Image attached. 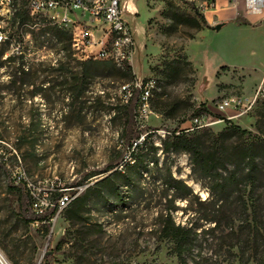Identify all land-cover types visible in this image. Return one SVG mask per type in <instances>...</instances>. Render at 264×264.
I'll use <instances>...</instances> for the list:
<instances>
[{"label": "rangeland", "instance_id": "obj_1", "mask_svg": "<svg viewBox=\"0 0 264 264\" xmlns=\"http://www.w3.org/2000/svg\"><path fill=\"white\" fill-rule=\"evenodd\" d=\"M128 1L134 7V10L129 8L133 15L123 18L133 31L136 45L131 71L139 82L152 80L154 87L157 84L156 90L151 92L153 106L163 100L178 111L174 119H165L153 112L138 114L137 104L136 124L142 127L138 128L141 135L149 136L148 144L160 147L165 138L162 131L193 128L194 114L202 107L212 119L222 120L208 128L212 132L221 131L228 120L257 135L255 122L259 119L258 112L264 108V98L247 115L238 118L232 117L235 114L232 111L218 113L215 104L231 96L248 98L259 84H264V36L248 40L250 34L234 31V25L215 31V25L206 20L207 28L200 30L180 24L175 16H196L190 0ZM20 9L27 11L24 4H17L11 13H0V29L10 40V44H0L2 257L9 264H45L42 261L45 254L52 255V264H180L171 243L158 234L160 214H170L176 224L188 226L191 220L197 233L187 264H253L254 258L263 261L264 202L251 216L239 198L232 197L216 215L221 221L220 230L204 233L212 227L206 219L214 216L206 203L209 199L206 181L200 183L194 179L185 154L167 156L157 151L155 155L158 167L169 158L173 177L191 189L192 197L185 200L168 202L174 193L165 191L158 173L149 163L147 172L137 181L140 190L132 199L127 198L125 188L120 191L123 205L98 203L91 207L84 222L73 226L63 219V209H58L46 236L41 224L25 226L19 221L16 196L7 192L8 182H25L35 200L33 209L39 210L49 205L60 188L69 187L63 197L74 199L108 175L103 172L107 164L123 152L120 139L123 118L119 113L123 103L119 90L125 84L116 79L92 80L85 93L86 97H91L90 102L79 115L78 106L68 105L70 97L61 85L31 95L42 80H55L54 76L47 78L40 65L56 66L67 61L53 40L39 36L36 25L19 27L15 24L13 30L10 29L14 12ZM237 10L240 13L244 10L240 0ZM219 14L230 15V12ZM93 38L100 39V34L94 32ZM71 50L74 61L68 62L73 72L79 70L77 62L102 58L96 46L84 52L72 47ZM19 56L22 64L31 68V80L35 82L21 90L10 84L17 65L16 61L7 59ZM181 120L184 121L180 123ZM31 123L36 128H28ZM127 156L124 161H128ZM91 175L95 176L88 179ZM171 206L174 209H170ZM252 217L257 220V229L252 228ZM49 241V252H46Z\"/></svg>", "mask_w": 264, "mask_h": 264}, {"label": "trees", "instance_id": "obj_2", "mask_svg": "<svg viewBox=\"0 0 264 264\" xmlns=\"http://www.w3.org/2000/svg\"><path fill=\"white\" fill-rule=\"evenodd\" d=\"M192 7L196 12V16H175L176 21L184 25L189 24L196 30H200L201 27L207 28L204 16L194 6ZM14 13L10 26L11 30H13V25L15 24L19 27L36 25L39 36L53 40L55 45L60 47L58 51L64 54L67 61V63L59 62L56 66L40 65L45 69L46 77L54 76L55 80H42L35 86L31 95L41 94L47 89L54 90L58 85H61L65 87L70 97L68 105L72 108L78 106L79 111L76 113L79 115L83 107L90 102L91 97H86L85 93L88 84L92 80L97 78L116 79L124 81L125 84L132 83L135 80L129 64L123 62L120 65L109 59L77 62L76 67L79 70L77 72L71 71L68 61L74 60L71 59L72 41L70 33L49 24L45 20L33 19L26 10L20 9ZM234 23L238 26L249 25L247 21L239 18L235 19ZM7 59L16 61L17 65L10 78L12 86L21 90L35 84L31 80V68L22 64L21 56L8 57ZM58 79H61V81H57ZM156 86L157 84L155 83L152 93L156 90ZM152 93L148 101L150 111L161 115L165 119H174L177 116V109H174V106L170 104H166L163 100L153 106ZM138 102L139 91L134 90L128 102L119 106V113H121L123 118L120 132L123 152L107 164L103 172L108 173V175L104 179L87 187L80 196L71 200L66 208L63 209L62 217L66 222L72 226L76 223L84 222L85 217L89 215L92 209L91 207L98 203H110L112 206L123 205L125 202L120 194L122 188H125L128 192L129 196L127 198L129 200L132 199L133 194L140 190L137 181L142 178L144 172H147L146 167L149 163L154 166L155 171L158 173V179L165 191H173V196L168 200L170 204H173L174 199L185 200L188 197H192L191 189L182 180L176 179L171 174L172 162L167 161L169 158H166L162 166L158 167V160L155 158L157 151H161V154L167 156L187 155L194 179L200 183L206 181L205 187L209 195L206 203L210 206L214 216L206 219L212 224V227L205 230L204 233H214L220 230L221 221L216 218V215L220 214L225 204L234 196L239 198L245 211L249 210L251 216L252 214L255 215L256 209L261 202H264V108L258 112L259 119L255 122L257 135L242 130L227 120L225 121V128L218 133H214L210 129L184 132L183 130L178 131L179 128L177 127L173 131L168 132L169 135H166L160 142V147L148 144L149 136L146 135L143 141L132 149V141H137L142 134L138 130L135 121V109ZM206 113L207 110L202 107L201 111L194 114V117ZM183 121L181 120L180 123ZM180 123L178 122L177 124L179 125ZM28 128H36V126L31 123ZM177 132L179 133L176 134ZM126 154H128V161H124ZM120 163H122L121 169L118 170ZM93 176L95 175L89 176L88 179ZM6 188L8 193L16 196L19 221L25 226L39 223L41 224L42 233L45 236L48 235L51 228V219L58 210V202L63 198L65 190L69 189V187L60 188L57 193L53 194L49 205L38 211L33 209L35 200L27 190L25 182H8ZM246 192L247 195L245 196ZM196 201L198 200L196 199ZM199 203L201 204L200 201L198 205ZM170 209H174V206H171ZM160 218L161 223L158 229L160 238L171 243L172 252L180 264H187V257L192 251L197 237L191 220H188L187 226L176 224L171 219L170 214H160ZM247 219L245 223H247ZM251 223L252 228L257 229L255 217H252ZM49 245L50 241L46 252H49ZM42 261L45 264H52L54 259L51 254H45ZM252 261L253 264H264V260L259 259L257 261L254 258ZM242 264H247V262H242Z\"/></svg>", "mask_w": 264, "mask_h": 264}, {"label": "built area", "instance_id": "obj_3", "mask_svg": "<svg viewBox=\"0 0 264 264\" xmlns=\"http://www.w3.org/2000/svg\"><path fill=\"white\" fill-rule=\"evenodd\" d=\"M195 9L204 16L213 10L216 0H190ZM246 15L257 16L262 13L264 0H242ZM230 7L237 10L238 0H228ZM24 4L29 16L33 19H42L49 24L66 30L71 35L72 49L84 52L86 48L98 47V60H112L114 63L126 62L130 65L135 52L133 31L129 23L123 18L128 14L133 15L125 0H0V13H11L14 6ZM99 33L100 39L94 40L93 33ZM0 35L4 44H10L5 32L0 29ZM131 66V65H130ZM134 90L139 91L138 114L151 112L149 99L153 88H149V82H139L135 79L132 83L124 84L121 101L126 104ZM264 98V84L258 85L248 98L231 96L215 104L218 113L232 111L233 118L247 115ZM137 112H135V121ZM144 117H146L144 115ZM222 120L212 119L211 114L199 115L192 119L193 128L184 132L208 129L221 123ZM137 128H142L137 125ZM177 132L176 134H178ZM165 137L168 132H161ZM144 135H140L137 141H132V149L140 144ZM128 157V156H127ZM73 198L63 197L58 202V209L62 210ZM38 211V210H37ZM40 212V211H39Z\"/></svg>", "mask_w": 264, "mask_h": 264}, {"label": "crops", "instance_id": "obj_4", "mask_svg": "<svg viewBox=\"0 0 264 264\" xmlns=\"http://www.w3.org/2000/svg\"><path fill=\"white\" fill-rule=\"evenodd\" d=\"M242 1V0H240ZM129 8L131 10H134V7L132 4H129V1L126 0ZM239 3V0H238ZM225 12H230V15H223ZM211 14V16L208 17V15ZM218 14V15H217ZM204 18L206 22L210 25H217V24H223V27L225 25H234L236 28H234V31H239L238 33H247L250 34L247 39L248 40H254L257 38H263L264 36V6L262 9V13L257 16H250L246 15L244 10L243 12H238V10H234L232 7H230V4L228 3V0H216V5L211 12H207L204 14ZM243 19L249 23L248 26L245 25H236L234 23L235 19ZM262 42V39H261Z\"/></svg>", "mask_w": 264, "mask_h": 264}, {"label": "bare ground", "instance_id": "obj_5", "mask_svg": "<svg viewBox=\"0 0 264 264\" xmlns=\"http://www.w3.org/2000/svg\"><path fill=\"white\" fill-rule=\"evenodd\" d=\"M0 44H3V40L1 38V35H0ZM144 82V81H143ZM146 82H149V88H153L154 89V81L152 80H148ZM124 86H121L120 87V90H119V93L122 95V90H123ZM0 264H9L3 257L2 255L0 254Z\"/></svg>", "mask_w": 264, "mask_h": 264}, {"label": "water", "instance_id": "obj_6", "mask_svg": "<svg viewBox=\"0 0 264 264\" xmlns=\"http://www.w3.org/2000/svg\"><path fill=\"white\" fill-rule=\"evenodd\" d=\"M223 27V24H217L214 26L215 31H219Z\"/></svg>", "mask_w": 264, "mask_h": 264}]
</instances>
